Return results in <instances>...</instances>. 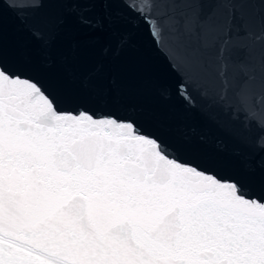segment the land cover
Wrapping results in <instances>:
<instances>
[{
  "label": "snow or ice",
  "instance_id": "obj_1",
  "mask_svg": "<svg viewBox=\"0 0 264 264\" xmlns=\"http://www.w3.org/2000/svg\"><path fill=\"white\" fill-rule=\"evenodd\" d=\"M0 264H264V0H0Z\"/></svg>",
  "mask_w": 264,
  "mask_h": 264
},
{
  "label": "water",
  "instance_id": "obj_2",
  "mask_svg": "<svg viewBox=\"0 0 264 264\" xmlns=\"http://www.w3.org/2000/svg\"><path fill=\"white\" fill-rule=\"evenodd\" d=\"M2 15H3V23L5 24L6 27H8L11 30L14 26V19L11 12L5 10ZM136 45L138 49L157 67L161 75V78L163 80L164 77L163 61L157 58L155 53L152 51L149 42V37L147 36L146 33L142 32L136 36Z\"/></svg>",
  "mask_w": 264,
  "mask_h": 264
}]
</instances>
